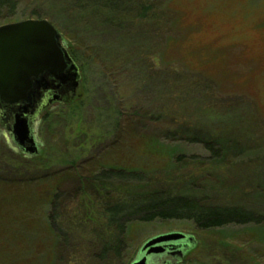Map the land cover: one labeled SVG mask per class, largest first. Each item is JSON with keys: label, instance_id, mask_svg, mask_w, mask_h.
Here are the masks:
<instances>
[{"label": "rangeland", "instance_id": "rangeland-1", "mask_svg": "<svg viewBox=\"0 0 264 264\" xmlns=\"http://www.w3.org/2000/svg\"><path fill=\"white\" fill-rule=\"evenodd\" d=\"M16 1L0 25L37 19L30 12L40 9L77 54L67 50L80 77L64 102L39 111L34 152L16 150L0 123V264H130L144 242L170 232L192 236L190 247L148 264H264V218L204 231L175 218L133 221L117 260L97 258L88 229L52 244L47 218L56 188L57 220L83 217L73 192L88 172L166 168L177 155L178 171H205L197 184L208 201L264 214V0H156L144 21L72 24L77 40L46 18V0ZM210 139L222 148L219 163L188 161L205 156L199 140Z\"/></svg>", "mask_w": 264, "mask_h": 264}, {"label": "trees", "instance_id": "trees-1", "mask_svg": "<svg viewBox=\"0 0 264 264\" xmlns=\"http://www.w3.org/2000/svg\"><path fill=\"white\" fill-rule=\"evenodd\" d=\"M154 1L156 0H46L51 9V14L46 18L77 40L72 24L88 25L98 21L100 26H109L121 21H144L154 15ZM17 7L16 0H0V17L15 14ZM39 10L34 8L30 14L41 19L43 16ZM60 14H67L70 23H66ZM67 50L73 58L78 57L73 54L72 49ZM98 128L99 136L107 131L105 126ZM199 142L202 143L200 145L205 156L190 154L186 156L188 161L200 157L208 160L210 168H214L221 160L222 148L218 141L210 139ZM173 158H169L173 162L166 168L161 166L145 170L115 166L99 167L88 172L78 180L80 186L73 192L75 195L79 194L75 210L83 214L82 218L74 217L75 221L65 218L60 222L57 220L54 210L57 202L61 203L59 198L62 192L56 188L49 196L51 211L47 214L52 244H65L78 231L74 230L78 227L79 230L88 229V242L93 246L92 250H95L97 258L117 260L126 247V227L133 221L175 218L190 221L195 229L203 231L227 224H258L263 221L264 214L238 204L225 205L208 201L197 184L205 176V171L201 177L196 176L193 170L178 171L182 166V159L178 155ZM166 171L170 174L163 175Z\"/></svg>", "mask_w": 264, "mask_h": 264}, {"label": "water", "instance_id": "water-1", "mask_svg": "<svg viewBox=\"0 0 264 264\" xmlns=\"http://www.w3.org/2000/svg\"><path fill=\"white\" fill-rule=\"evenodd\" d=\"M79 77L77 65L61 46L58 30L48 20L24 19L0 25V102L14 107L13 138L24 152L36 148L26 115L33 114L40 93L66 82L74 90ZM182 239L189 243L178 242ZM191 240L192 236L175 232L154 236L142 244L139 257L130 264H148L150 256L170 249L180 256Z\"/></svg>", "mask_w": 264, "mask_h": 264}, {"label": "flooded vegetation", "instance_id": "flooded-vegetation-1", "mask_svg": "<svg viewBox=\"0 0 264 264\" xmlns=\"http://www.w3.org/2000/svg\"><path fill=\"white\" fill-rule=\"evenodd\" d=\"M70 92V95H72V93L74 92V90H72L71 86L69 85L68 82L59 85L58 87H53V88H48L46 90H44L43 92L40 93V98L37 102V104L35 105L36 108L33 109V114H27V126L29 129V133H31L34 137V140H36L35 138V130H37V124L39 123V121L41 120V116L42 114H38L40 110L43 109H47L48 106H50L53 103V100H57V101H62L64 102L65 99H67V93ZM14 107L13 105H4L3 103L0 102V123L2 124V127L5 130L6 136L10 139V141H12V143L14 144V146H16V150L19 151V149H17V143L14 141L13 138V133H12V128H13V123H14ZM45 115V114H43ZM37 142V140H36ZM39 147V145H38ZM39 151V148H38ZM36 153V152H35ZM35 153L33 155H35ZM38 153V152H37ZM187 249V248H186ZM184 252H186V250H184ZM175 254V253H174ZM178 256L179 254L176 253ZM160 256H165L168 255V253L165 251L161 254H159Z\"/></svg>", "mask_w": 264, "mask_h": 264}, {"label": "bare ground", "instance_id": "bare-ground-1", "mask_svg": "<svg viewBox=\"0 0 264 264\" xmlns=\"http://www.w3.org/2000/svg\"><path fill=\"white\" fill-rule=\"evenodd\" d=\"M21 21V20H20ZM15 22H17V21H15ZM30 132V131H29ZM29 135H30V137H31V139H32V142L34 143V145L36 146L37 145V143H36V140H34V137H33V135L31 134V133H29ZM37 147V146H36ZM183 240V239H182Z\"/></svg>", "mask_w": 264, "mask_h": 264}]
</instances>
